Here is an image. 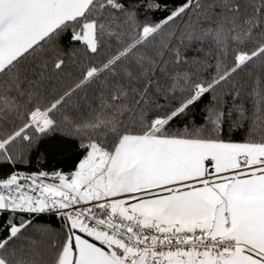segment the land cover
<instances>
[{"label": "snow or ice", "instance_id": "6c2138e0", "mask_svg": "<svg viewBox=\"0 0 264 264\" xmlns=\"http://www.w3.org/2000/svg\"><path fill=\"white\" fill-rule=\"evenodd\" d=\"M0 264H264V0H0Z\"/></svg>", "mask_w": 264, "mask_h": 264}, {"label": "trees", "instance_id": "16d2710c", "mask_svg": "<svg viewBox=\"0 0 264 264\" xmlns=\"http://www.w3.org/2000/svg\"><path fill=\"white\" fill-rule=\"evenodd\" d=\"M129 3H136L137 0H128ZM168 4L171 5L174 0H167ZM162 15L160 12H156L154 14H150V18L152 19H157ZM61 47H64L66 50H70L72 47L71 43L69 42L67 36L64 37ZM196 53L192 51L191 49L187 52V55H195ZM205 101L204 103H206ZM203 105L198 106L196 109L193 110L191 116L192 119L195 121L199 122L201 119V108ZM180 125L177 124L175 127H179ZM235 139H239V135H236L234 137ZM57 145L59 151H63L64 155L61 156L59 155V151L56 153H53L49 151L47 155V160L46 163L44 164V167L46 168H51L54 165L57 166H64L71 158L75 157L78 153V149L76 148V144L73 140H71L68 137H64L61 133H55L54 138L46 141L45 143H42L39 148V152H45V150L49 149L50 145ZM36 157H37V152H33L32 154V162L28 166L29 168H35L36 166ZM18 167H24V166H18ZM37 224L40 225H50L53 228L58 227V221L55 220L54 217L52 216H45L41 219H38L36 221Z\"/></svg>", "mask_w": 264, "mask_h": 264}]
</instances>
